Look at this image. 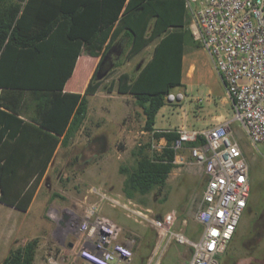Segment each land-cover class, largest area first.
Wrapping results in <instances>:
<instances>
[{"label": "trees", "instance_id": "trees-1", "mask_svg": "<svg viewBox=\"0 0 264 264\" xmlns=\"http://www.w3.org/2000/svg\"><path fill=\"white\" fill-rule=\"evenodd\" d=\"M189 20L186 0H0V150L4 142L33 143L23 150L31 151L29 157L0 158V201L28 209L57 145L67 147L83 129L88 97L100 89L135 99L143 129L151 135L135 148L134 165L120 168L124 197L134 200L165 187L177 167L178 134L154 125L159 110L170 104L166 97L183 87L185 47H202L188 29ZM152 43L151 58L136 75L123 72L113 78ZM82 53L99 62L82 93L67 92ZM160 139L164 146L154 149ZM21 166L26 174L15 176ZM260 219L244 243L250 254H259L255 248L264 238ZM37 248V239L12 247L0 264H34Z\"/></svg>", "mask_w": 264, "mask_h": 264}, {"label": "rangeland", "instance_id": "rangeland-1", "mask_svg": "<svg viewBox=\"0 0 264 264\" xmlns=\"http://www.w3.org/2000/svg\"><path fill=\"white\" fill-rule=\"evenodd\" d=\"M200 1H191V7L197 8ZM143 59L144 55L124 63L115 71L113 78H117L122 72L134 76L138 71L139 61ZM209 59L203 47L195 49L188 46L185 54L183 87L179 90L184 95V100L169 104L172 109L180 107L188 109V120L182 121V126L188 129L201 130L217 124L219 121L212 119L218 116L222 117V120L232 118V100L225 95L223 83L213 72ZM174 93H177V90ZM198 98L202 99V103H197ZM88 108L83 129L58 153L59 168L63 175L61 174L60 188L57 190L59 192H56L61 198H51L40 210L36 207L28 214H18L17 232L11 248L37 239L35 259L39 264H51L47 260L50 255L56 260L66 259L65 264H81L74 257V250L61 246L54 234L55 225L49 219L48 211L51 208H74L77 204H82L97 207L100 214L109 217L121 227L119 241L133 251V259L129 264H187L191 250L176 242L165 243L148 220L173 214L176 217V229L182 228L186 236L195 240L196 236L189 232L183 221L188 224L189 219H194L200 203L201 192L206 184V179L202 178L204 176L201 173L202 167L194 164L189 152H186V158L179 152L178 156L182 157L178 160L181 163L176 165L177 168L170 175L165 187L146 195H136L134 200H130L132 203L130 207L139 211L142 217L100 202L96 196L87 194L91 187L129 200L122 193L124 175L120 173V168H130L134 165L135 148L148 142L151 135L143 129L142 109L129 95L122 96L116 91L109 94L100 89L94 97H90ZM180 115L179 111L166 115L163 120L159 116L156 125L166 128L177 125ZM236 123L229 122L234 139L239 143L248 161L252 189L249 205L240 220L235 238L228 243L219 264H246L250 256L244 245L246 237L256 219L261 217L264 220V143L257 147L251 146L244 136L240 123H237L240 126ZM62 160L65 162L64 168ZM52 188L53 184L50 183L49 188H43V193L46 191L50 193ZM185 207L189 209L188 216L183 214ZM177 210L182 215H179ZM256 250L259 254L254 264H260V261L264 264V238Z\"/></svg>", "mask_w": 264, "mask_h": 264}, {"label": "built area", "instance_id": "built-area-1", "mask_svg": "<svg viewBox=\"0 0 264 264\" xmlns=\"http://www.w3.org/2000/svg\"><path fill=\"white\" fill-rule=\"evenodd\" d=\"M186 0L193 39L209 55L214 69L232 100L233 120L240 123L246 140L253 147L264 143V0H201L192 8ZM169 103L184 100L181 92H171ZM197 101L202 103V99ZM175 164L178 153L186 147L194 164L203 169L206 184L194 218L202 226L195 240L176 229V217L148 220L165 243L187 246L191 255L187 264H219L220 257L232 240L250 198V170L229 122L201 130L185 126L176 129ZM190 146L192 142H198ZM164 144H153L159 150ZM87 194L96 196L112 208L142 217L132 209L130 200L91 187ZM88 196H86L87 199ZM54 223V234L63 246L74 250L81 264H129L132 249L119 241L121 227L98 212L93 205L77 204L74 208L48 211ZM144 219L147 220L146 217ZM186 225V222H183ZM73 247L69 248L68 244ZM51 264H62L64 258L47 257Z\"/></svg>", "mask_w": 264, "mask_h": 264}, {"label": "crops", "instance_id": "crops-1", "mask_svg": "<svg viewBox=\"0 0 264 264\" xmlns=\"http://www.w3.org/2000/svg\"><path fill=\"white\" fill-rule=\"evenodd\" d=\"M153 48H154V43L148 45L139 54H137L136 56L133 57V58H135V57H139V56L144 55V59L140 60L139 63H138L139 67H138L137 70H139L151 58ZM187 48H188V46L185 47V54H186ZM131 60H129V61H131ZM209 60H210V64L212 65V67L214 69V66H213V63H212L211 59H209ZM129 61H127V62H129ZM98 62H99V58L98 57H92V56H89V55H87L85 53H82L77 59V63L75 65V69H74L72 77L69 79V81L65 85V91L82 93L85 90L88 82L90 81V78H91L93 72L95 71ZM182 67H183V69H182V76H183L184 70H185V67H186V65H185V55L183 57V66ZM188 72H190V71H188ZM213 72L216 73L215 69H214ZM182 83H183V77H182ZM222 83H223V81H222ZM223 86L225 88L224 83H223ZM181 88L176 89L177 93L179 92V90ZM174 91H172V92L174 93ZM95 95H92V96L88 97V104H89L90 97H94ZM225 95L228 96L227 93H226V89H225ZM134 101H135V99H134ZM197 103H199V102L197 101ZM231 107H232V118H230L229 120H222V117L218 116V117H215L212 120L219 121L218 123L230 122V121L236 123V121L233 120V105H232V101H231ZM88 110H89V108H88ZM179 111H180L181 115H180V119L177 120V125H174L172 127L170 126V127H167V128L166 127H159V126L156 125V121H155L154 129L157 130V131H161V130H176L177 128L182 127V123L183 122H187V120H188V116H187L188 115V109L186 107H185V109H184V107H180L179 109H172V107H170V105H166L165 107H163L162 109L159 110V112H158V114L156 116V119H157V117L160 116L162 118V120H163L166 117V115L173 114V113H178ZM142 117L144 118L143 113H142ZM19 118H21L22 120L26 121V119H24L22 116H19ZM237 125H239V124H237ZM208 127H210V126H208ZM208 127H206V128H208ZM195 130H198V129H195ZM159 143L165 144V141L163 139H160ZM32 144H33L32 142L31 143H27V144L14 142V141L4 142L2 144L3 145L2 149L0 150V158H2V162H3L4 158H6L7 156H11V155L20 156V154L26 153V157H29V154L31 153V151L25 152L23 150H31L30 146H32ZM61 148H65V146H62L61 143H59L57 145L56 149H55V152H54V155H53V159L49 163V165L47 166V169L45 170V172L43 173L42 178H41V180H40V182H39V184H38V186H37V188L35 190V193H34V196H33L32 200H31V203H30V205H29V207H28V209L26 211L18 210L17 208L9 206V205H7V204H5V203L0 201V260H1V258H3L0 261V263L7 257L8 253H9V251L11 249V243H12L13 237H14V235L17 232L18 214H28V213L32 212L34 209H36V207H38V209L40 210L41 208H43L45 206V204H47V202L51 198H55V197L61 198V196L57 193V192H59L57 190H59V188H60L59 184H60V181H61V174L63 175V173L60 171V168H59L60 161L58 159V153H59ZM186 152H188V149L186 147H184L181 150V153H182V156L185 157V158H186L185 154H187ZM182 156H180V158ZM64 163H65L64 160H62L61 164H62L63 168H64ZM23 168L24 167L21 166V168L18 169V171H16L14 175L15 176L17 174L18 175H25L26 173H25V170ZM172 172H171V174H172ZM201 173L204 175L203 169H202ZM36 174L37 173H34L32 176H36ZM170 175H169V177L167 179V182H168V180L170 178ZM203 177L205 179V176H202V178ZM33 180H34V177L31 178V180L29 181V184L27 185V187H29L31 185ZM50 183L53 184V188L51 189V192L48 193L46 191L45 193H43V188H46V189L49 188ZM250 185H251V189H252V176H251V174H250ZM203 190H204V188L202 189V192H203ZM202 192H201V197H202ZM250 194H251V191H250ZM44 197H45V199H44ZM249 202H250V198H249ZM249 202H248V205H249ZM177 211L179 212V210H177ZM183 211H184L183 214L185 216H188L190 214L189 209L187 207H185ZM179 215H182V213L179 212ZM183 222H186V221H183ZM185 227L188 228L190 230L189 232L191 234H193L194 236H196V238H198L200 236L201 231H202V226L198 222H196L195 218L193 220L189 219V223L186 224ZM237 229H238V227H237ZM236 233H237V230H236L235 234ZM235 234H234L232 239L235 238ZM243 241H244V239H242L241 242H243ZM61 246L63 247V245H61ZM256 249L257 248H255V252L257 251ZM256 256H257L256 253L250 254V256L248 257V259L246 261V264H254V261H257ZM252 258H253V260H252ZM65 263H66V259L63 260V264H65ZM34 264H39L36 259H35ZM260 264H263V261H261Z\"/></svg>", "mask_w": 264, "mask_h": 264}, {"label": "water", "instance_id": "water-1", "mask_svg": "<svg viewBox=\"0 0 264 264\" xmlns=\"http://www.w3.org/2000/svg\"><path fill=\"white\" fill-rule=\"evenodd\" d=\"M60 244H61V245H63V242H62V241H60ZM68 247H69V248H72V247H73V245L70 243V244H68Z\"/></svg>", "mask_w": 264, "mask_h": 264}]
</instances>
